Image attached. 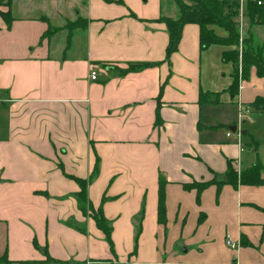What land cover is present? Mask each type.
Wrapping results in <instances>:
<instances>
[{
  "label": "crops",
  "instance_id": "crops-1",
  "mask_svg": "<svg viewBox=\"0 0 264 264\" xmlns=\"http://www.w3.org/2000/svg\"><path fill=\"white\" fill-rule=\"evenodd\" d=\"M167 1L13 0L11 26L0 17V257L9 264H167L169 229L198 250L193 264H264V184L210 183L199 204L197 189L184 188L223 179L228 160L264 165V110L246 106L264 96V76L252 67L232 95L233 64L223 46L201 48L197 24L168 58L162 17L176 15ZM78 19L85 26L68 27ZM96 163L87 193L113 247L76 200L77 179Z\"/></svg>",
  "mask_w": 264,
  "mask_h": 264
},
{
  "label": "trees",
  "instance_id": "trees-1",
  "mask_svg": "<svg viewBox=\"0 0 264 264\" xmlns=\"http://www.w3.org/2000/svg\"><path fill=\"white\" fill-rule=\"evenodd\" d=\"M172 2L178 6L180 11L179 16L175 19L162 17L169 34V43L167 46L168 58L178 49L185 25L197 24L200 28V45L202 49H206L211 45L224 46L226 49L222 52V58L224 61L232 62L235 67L238 66L239 58L241 56L242 70L240 75L237 71L233 73V81L228 88V91L232 95L235 96L238 94L240 80L249 76V72L252 67H256V71L259 76H264V53L260 51L259 47L252 44L250 36L244 37L242 42L240 41L235 16L241 4L237 0H191V2H187L185 0H172ZM12 3L13 0H0V7L5 6L7 8L6 10L0 9V17L4 20L8 27H10L12 22L16 19L11 10ZM243 3L246 9V17L249 24L259 25L264 22V0H243ZM85 24V20L83 21L82 19H78L75 22H71L68 27H83ZM215 26L221 28L227 33V35L222 36L218 34L215 31ZM53 30L55 29L49 27L43 36L45 37L49 35V33L53 32ZM239 45L241 47V55H239V52L236 51L238 49H230V46ZM132 67H135V65H132ZM204 96L206 95L204 94ZM246 106L250 109L253 108L254 110H264V96H258L253 102L247 104ZM161 121V117L158 113L157 122L161 123ZM97 166L98 165L96 163L89 178L77 179L80 190L76 193V200L79 209L85 215H90L95 220L98 228L104 233L110 246L113 247L112 225L110 224L109 219L105 217L101 206L98 209L93 208L87 193L88 185L97 174ZM210 183L216 184L218 188H220L223 184H231L234 187H238L240 184L254 186L263 185L264 165L260 160H257L253 165L237 170L234 168L232 161L228 160V167L223 179L218 180L214 178L211 182L193 181L191 183H185L184 188L187 190L193 188L197 189V203L199 204L202 191ZM165 184L166 180L161 176L158 205V220L160 223H166ZM105 199L106 198H104V200ZM203 217L204 215L202 214L199 217V221H201ZM141 218H143V215ZM78 229L84 231V229L79 226ZM141 230L142 225L140 223L137 226L136 243L132 254H135L137 251V241ZM242 242H246V240H243ZM1 259L5 260L6 264L10 263L6 255L0 257V262ZM50 262L63 264V262L49 256H47L44 261H35L34 263L46 264Z\"/></svg>",
  "mask_w": 264,
  "mask_h": 264
},
{
  "label": "rangeland",
  "instance_id": "rangeland-1",
  "mask_svg": "<svg viewBox=\"0 0 264 264\" xmlns=\"http://www.w3.org/2000/svg\"><path fill=\"white\" fill-rule=\"evenodd\" d=\"M168 1L171 2V0H168ZM168 1H167V3H168ZM185 1L191 2V0H185ZM237 1L241 4V6L238 9V11L236 13V16H235V19L237 21V29L239 30V35H240V37H239L240 41L242 42L244 37L250 36V41L252 42V44L257 46V47H259L260 51L262 53H264V22L259 24V25H251V24H249L248 19L246 17L245 6L244 5L242 6L243 0H237ZM170 2H169V5H170ZM174 7L175 8L170 7V11L169 12L171 14L176 15V18H177L179 16L180 11H179L178 6L175 3H174ZM0 9L6 10V7L5 6H1ZM214 28L221 29V28H218L216 26ZM225 35H227V33L224 31V36ZM75 41H76L75 44L79 43V39L77 41V38H75ZM225 49L226 48L224 47V50ZM230 49L231 50L238 49L236 51H238L239 55H241V47H240V45L239 46H230ZM233 67H234L233 73H235L237 71V73H239V75H240V72L242 70L241 56L239 58L238 66H236L237 68L234 65H233ZM201 215L202 214L200 213L198 216L200 217ZM191 217H192V215H190L188 217V224H189V221H190ZM198 222L200 223L201 221L198 220ZM171 226H172V224H171ZM168 229H169V227H168ZM171 234L172 233H171L170 229L168 231L165 230V232H164V235H169L170 236L169 240H168V244L171 246V247L168 246L167 254L164 255L167 258V260H165V261H169L170 262V263H167V264H193L191 262L197 260L198 250L194 249L192 252L184 251L180 247V243H184V240L180 239L178 241H173ZM228 240L230 241L229 246L233 247L235 245V243H234L235 241H233L232 239H228ZM0 244H1V242H0ZM176 251H177V253H176ZM1 254H2V251H1V248H0V255ZM165 257H164V259H165ZM0 264H5L3 259H1Z\"/></svg>",
  "mask_w": 264,
  "mask_h": 264
},
{
  "label": "built area",
  "instance_id": "built-area-1",
  "mask_svg": "<svg viewBox=\"0 0 264 264\" xmlns=\"http://www.w3.org/2000/svg\"><path fill=\"white\" fill-rule=\"evenodd\" d=\"M259 3H260V2H259ZM91 78H92V79H96V78H97V73H96V71H92V72H91ZM230 134H231V133H228V135H230ZM227 243L229 244L230 241L228 240ZM233 247H235V245H234Z\"/></svg>",
  "mask_w": 264,
  "mask_h": 264
},
{
  "label": "water",
  "instance_id": "water-1",
  "mask_svg": "<svg viewBox=\"0 0 264 264\" xmlns=\"http://www.w3.org/2000/svg\"><path fill=\"white\" fill-rule=\"evenodd\" d=\"M232 130H233V132H235V131H236V126H234V127L232 128ZM180 247H181L184 251H187V249H186V247L184 246L183 243H180Z\"/></svg>",
  "mask_w": 264,
  "mask_h": 264
}]
</instances>
